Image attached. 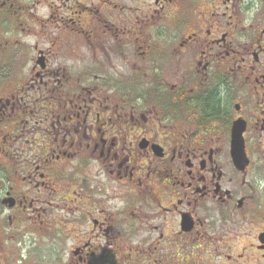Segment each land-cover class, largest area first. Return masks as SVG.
<instances>
[{"label": "flooded vegetation", "instance_id": "1", "mask_svg": "<svg viewBox=\"0 0 264 264\" xmlns=\"http://www.w3.org/2000/svg\"><path fill=\"white\" fill-rule=\"evenodd\" d=\"M38 239L264 264V0H0V263Z\"/></svg>", "mask_w": 264, "mask_h": 264}, {"label": "rangeland", "instance_id": "2", "mask_svg": "<svg viewBox=\"0 0 264 264\" xmlns=\"http://www.w3.org/2000/svg\"><path fill=\"white\" fill-rule=\"evenodd\" d=\"M50 242V243H49ZM71 244V242H69ZM60 244H62L58 239H38L36 244L31 246L27 244H21L18 249L22 248V252L19 254H14L11 258H8L6 262H1L0 264H59L60 259L57 256ZM51 245L53 252H51ZM49 255V257H48Z\"/></svg>", "mask_w": 264, "mask_h": 264}]
</instances>
